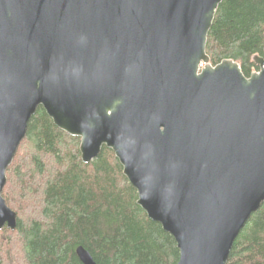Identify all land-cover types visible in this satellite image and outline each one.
I'll list each match as a JSON object with an SVG mask.
<instances>
[{"label": "water", "instance_id": "water-1", "mask_svg": "<svg viewBox=\"0 0 264 264\" xmlns=\"http://www.w3.org/2000/svg\"><path fill=\"white\" fill-rule=\"evenodd\" d=\"M222 1L0 0V230L17 227L7 170L42 106L84 163L114 151L177 264H227L264 200V57L250 77L211 64Z\"/></svg>", "mask_w": 264, "mask_h": 264}, {"label": "trees", "instance_id": "trees-1", "mask_svg": "<svg viewBox=\"0 0 264 264\" xmlns=\"http://www.w3.org/2000/svg\"><path fill=\"white\" fill-rule=\"evenodd\" d=\"M211 64L237 61L246 77L264 57V0H223L208 34ZM81 139L40 106L7 170L3 197L17 227L0 230V264H177L175 238L150 219L114 151L84 163ZM227 264H264V200L237 236Z\"/></svg>", "mask_w": 264, "mask_h": 264}]
</instances>
